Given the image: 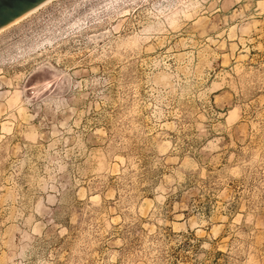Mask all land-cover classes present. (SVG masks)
<instances>
[{
    "label": "rangeland",
    "instance_id": "1",
    "mask_svg": "<svg viewBox=\"0 0 264 264\" xmlns=\"http://www.w3.org/2000/svg\"><path fill=\"white\" fill-rule=\"evenodd\" d=\"M5 27L0 264H264V0Z\"/></svg>",
    "mask_w": 264,
    "mask_h": 264
},
{
    "label": "water",
    "instance_id": "2",
    "mask_svg": "<svg viewBox=\"0 0 264 264\" xmlns=\"http://www.w3.org/2000/svg\"><path fill=\"white\" fill-rule=\"evenodd\" d=\"M46 0H0V28L11 23Z\"/></svg>",
    "mask_w": 264,
    "mask_h": 264
},
{
    "label": "bare ground",
    "instance_id": "3",
    "mask_svg": "<svg viewBox=\"0 0 264 264\" xmlns=\"http://www.w3.org/2000/svg\"><path fill=\"white\" fill-rule=\"evenodd\" d=\"M49 1H50V0H46V1L43 2L41 5L46 4V3L49 2ZM41 5H39V6L35 7L34 9H32V10L26 12L25 14H23L22 16L18 17L17 19H15L14 21H12L11 23H9V24H7V25H5V26H8V25H10V24H12V23L17 22L18 20H20V19L23 18L24 16H26V15L30 14L31 12L35 11V10H36L38 7H40ZM5 26L1 27L0 30H2L3 28H6Z\"/></svg>",
    "mask_w": 264,
    "mask_h": 264
}]
</instances>
